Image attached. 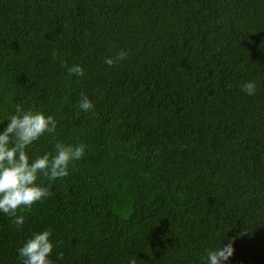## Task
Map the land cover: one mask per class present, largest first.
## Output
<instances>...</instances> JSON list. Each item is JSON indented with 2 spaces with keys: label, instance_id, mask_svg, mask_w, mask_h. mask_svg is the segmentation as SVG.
Segmentation results:
<instances>
[{
  "label": "trees",
  "instance_id": "trees-1",
  "mask_svg": "<svg viewBox=\"0 0 264 264\" xmlns=\"http://www.w3.org/2000/svg\"><path fill=\"white\" fill-rule=\"evenodd\" d=\"M17 103L87 147L22 227L0 213V264L47 228L57 264H201L232 238L225 264H264V0H0V120Z\"/></svg>",
  "mask_w": 264,
  "mask_h": 264
},
{
  "label": "clouds",
  "instance_id": "clouds-1",
  "mask_svg": "<svg viewBox=\"0 0 264 264\" xmlns=\"http://www.w3.org/2000/svg\"><path fill=\"white\" fill-rule=\"evenodd\" d=\"M128 50L121 49L116 57L105 58L109 66L127 59ZM67 67V62H64ZM68 75L83 77L85 69L76 64L68 67ZM241 90L249 96L257 92L256 80H249L241 85ZM79 109L88 112L94 109L92 99L81 93L78 101ZM8 121L0 131V213L12 218V223L20 228L25 223V211H31L33 204L43 202L52 195V182L66 177L70 165L81 160L86 153L84 143H65L57 139L59 121L53 114L43 109L25 108L17 103L14 112L8 113L0 123ZM51 137L53 151L42 154L32 153L31 149L43 137ZM54 230L51 228L33 232L22 246L17 249L20 264H57L51 258L57 242L52 239ZM235 238L226 246L220 244L215 248H207L202 256L201 264H225L235 252ZM57 259H63L58 254ZM128 264H137L130 258Z\"/></svg>",
  "mask_w": 264,
  "mask_h": 264
}]
</instances>
